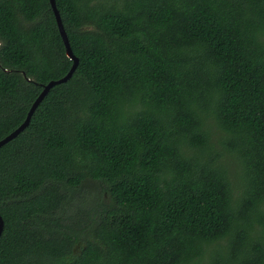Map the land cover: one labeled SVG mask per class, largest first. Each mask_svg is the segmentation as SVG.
Here are the masks:
<instances>
[{
    "label": "trees",
    "instance_id": "obj_1",
    "mask_svg": "<svg viewBox=\"0 0 264 264\" xmlns=\"http://www.w3.org/2000/svg\"><path fill=\"white\" fill-rule=\"evenodd\" d=\"M56 2L79 65L0 148V264H264V0ZM72 65L50 0H0V140Z\"/></svg>",
    "mask_w": 264,
    "mask_h": 264
},
{
    "label": "water",
    "instance_id": "obj_2",
    "mask_svg": "<svg viewBox=\"0 0 264 264\" xmlns=\"http://www.w3.org/2000/svg\"><path fill=\"white\" fill-rule=\"evenodd\" d=\"M51 1V5L53 8V11L55 13V17L58 23V27L61 33V36L64 40V43L66 45V51H67V55L68 57H70V59L73 60V65L70 69V71L63 77L59 78V79H54L51 80L50 82H48L47 84H44L43 86V90L41 91V93L39 94V96L36 98V100L34 101V103L32 104L26 119L23 121V123L17 127L14 131H12L10 134H8L6 137H4L3 139L0 140V148L2 146H4L5 144H7L8 142L12 141L13 139H15L20 133H22L30 124L31 119L35 113V111L37 110V108L39 107V105L41 104V102L45 99V97L48 95V93L50 92V90L58 84H62L65 83L67 81H69L74 72L76 71L78 65H79V58L74 54L73 49L71 47L70 44V40H69V36L68 33L66 31L65 25L63 23L62 17H61V13L57 7V2L56 0H50ZM4 230V220L3 217L0 214V237L3 233Z\"/></svg>",
    "mask_w": 264,
    "mask_h": 264
},
{
    "label": "rangeland",
    "instance_id": "obj_3",
    "mask_svg": "<svg viewBox=\"0 0 264 264\" xmlns=\"http://www.w3.org/2000/svg\"><path fill=\"white\" fill-rule=\"evenodd\" d=\"M210 130H211V140L214 145V148L218 150L223 157V160L225 162V165L229 171V177L233 181L234 186L238 187L239 189V180H240V174H241V163L239 161V158L236 156L230 155L224 145L222 144L224 137L226 136V133L219 127L215 119L210 120ZM101 190V185L97 182L93 181H86L83 185V189L80 191L81 196H84L91 201L92 204H94L95 200L94 197L97 196L99 191ZM76 195V201H80V196ZM77 251L80 250V246H77Z\"/></svg>",
    "mask_w": 264,
    "mask_h": 264
}]
</instances>
